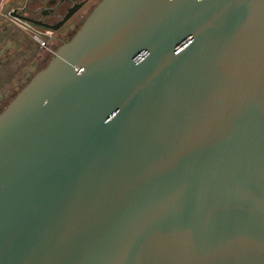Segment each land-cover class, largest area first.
Listing matches in <instances>:
<instances>
[{
    "label": "water",
    "instance_id": "95a60500",
    "mask_svg": "<svg viewBox=\"0 0 264 264\" xmlns=\"http://www.w3.org/2000/svg\"><path fill=\"white\" fill-rule=\"evenodd\" d=\"M0 264H264V0H101L0 112Z\"/></svg>",
    "mask_w": 264,
    "mask_h": 264
},
{
    "label": "flooded vegetation",
    "instance_id": "af4514ba",
    "mask_svg": "<svg viewBox=\"0 0 264 264\" xmlns=\"http://www.w3.org/2000/svg\"><path fill=\"white\" fill-rule=\"evenodd\" d=\"M100 1L25 0L22 7L27 18L31 22L35 21L33 22L35 25L46 30L53 41V45L58 47L72 38ZM7 43L8 41H0V68H2L0 70V84L2 83L4 87L3 92L0 91V112L34 75L32 61L27 60V57L23 61H16L17 56L24 53L20 50L18 53L9 54L6 48ZM42 63H38L35 72L44 67ZM24 66L26 67L20 71V68ZM17 72L20 73L18 78L15 75Z\"/></svg>",
    "mask_w": 264,
    "mask_h": 264
},
{
    "label": "rangeland",
    "instance_id": "374dc122",
    "mask_svg": "<svg viewBox=\"0 0 264 264\" xmlns=\"http://www.w3.org/2000/svg\"><path fill=\"white\" fill-rule=\"evenodd\" d=\"M24 3L25 0H6L4 6L0 7V41H8L6 48L9 54L18 53L21 50L24 54L17 56L18 58L16 61H23L27 57V60L32 61L33 72L35 73L38 63L43 62L42 66H46L49 59L55 54L57 47L53 45V41L49 36L47 38V45L41 46L27 31H24L19 26L12 23L5 15L10 8L22 6ZM25 67L26 66L21 67L20 71ZM0 70H2V68H0ZM15 75L16 78H18L20 73L17 72ZM3 90L4 87L1 83L0 91L3 92Z\"/></svg>",
    "mask_w": 264,
    "mask_h": 264
},
{
    "label": "built area",
    "instance_id": "2783aa9c",
    "mask_svg": "<svg viewBox=\"0 0 264 264\" xmlns=\"http://www.w3.org/2000/svg\"><path fill=\"white\" fill-rule=\"evenodd\" d=\"M5 2L6 0H0V7H3ZM5 15L12 23L27 31L41 46L47 45L49 33L27 19L22 6L10 8Z\"/></svg>",
    "mask_w": 264,
    "mask_h": 264
}]
</instances>
